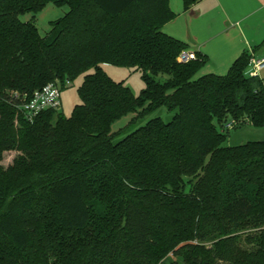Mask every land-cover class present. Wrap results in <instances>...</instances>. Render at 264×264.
Returning a JSON list of instances; mask_svg holds the SVG:
<instances>
[{
    "label": "trees",
    "instance_id": "16d2710c",
    "mask_svg": "<svg viewBox=\"0 0 264 264\" xmlns=\"http://www.w3.org/2000/svg\"><path fill=\"white\" fill-rule=\"evenodd\" d=\"M48 3L68 9L40 34ZM176 15L169 0H0V264H264V140L224 145L227 126H264L263 79L248 52L196 76L207 56L178 61L187 46L162 29ZM80 74L70 116L24 118V96ZM163 106L167 121L111 131Z\"/></svg>",
    "mask_w": 264,
    "mask_h": 264
},
{
    "label": "crops",
    "instance_id": "0c3cea01",
    "mask_svg": "<svg viewBox=\"0 0 264 264\" xmlns=\"http://www.w3.org/2000/svg\"><path fill=\"white\" fill-rule=\"evenodd\" d=\"M169 5L177 15L163 31L205 54V64L229 68L242 52L264 54V0H197L186 11L181 0ZM259 77L264 82V70Z\"/></svg>",
    "mask_w": 264,
    "mask_h": 264
},
{
    "label": "rangeland",
    "instance_id": "374dc122",
    "mask_svg": "<svg viewBox=\"0 0 264 264\" xmlns=\"http://www.w3.org/2000/svg\"><path fill=\"white\" fill-rule=\"evenodd\" d=\"M183 5V0H181ZM67 6L58 7L52 3H48L45 7L39 10L35 14V22L40 34H44L51 27V21H54L61 17L66 11ZM32 13H25L20 16L21 20L25 21L30 19ZM176 22V21H175ZM175 31L180 29L174 28ZM103 70L114 80L123 81L126 86H128L131 91L137 95L140 90L144 87V82L141 77V72L139 70H134L127 66H117L109 63L102 64ZM228 68L212 67L209 64L203 65V67L198 71L196 76L210 73V71H215L220 74H225ZM90 69L88 72H91ZM83 74L78 75L73 81L69 82L64 88L61 89V106L59 111L64 115L70 116L74 105L80 103V98L77 92V88L82 82ZM172 112H169L166 107H161L152 113L147 114L142 119L135 121L130 125L131 120L134 117V113L129 112L122 117L116 119L111 124V131L117 132L119 130L132 131L135 127L143 125L149 119L160 116L163 120L167 121L171 118ZM118 136L120 139L125 133ZM227 139L224 143L226 146H234L243 144L247 141L264 140V126H254L250 123H244L243 125H230L226 129ZM16 151H7L3 155L2 165L6 167L11 163L12 159L17 155Z\"/></svg>",
    "mask_w": 264,
    "mask_h": 264
},
{
    "label": "built area",
    "instance_id": "2783aa9c",
    "mask_svg": "<svg viewBox=\"0 0 264 264\" xmlns=\"http://www.w3.org/2000/svg\"><path fill=\"white\" fill-rule=\"evenodd\" d=\"M194 52L183 49L178 54V61L187 62L194 58ZM264 70V54L258 56L250 53L249 61L245 69L247 76H260ZM69 82L66 81V84ZM61 106V84L58 81L48 82L40 89L23 98L19 108L24 118L30 122L42 111L47 109H59Z\"/></svg>",
    "mask_w": 264,
    "mask_h": 264
}]
</instances>
